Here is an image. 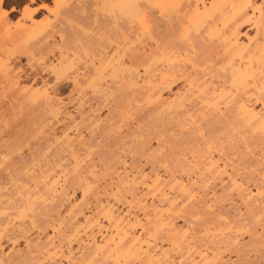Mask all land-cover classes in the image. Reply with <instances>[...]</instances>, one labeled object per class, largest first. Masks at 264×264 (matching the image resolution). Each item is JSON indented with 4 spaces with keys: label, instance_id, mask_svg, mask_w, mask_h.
Masks as SVG:
<instances>
[{
    "label": "bare ground",
    "instance_id": "obj_1",
    "mask_svg": "<svg viewBox=\"0 0 264 264\" xmlns=\"http://www.w3.org/2000/svg\"><path fill=\"white\" fill-rule=\"evenodd\" d=\"M3 1L4 0H0V13H1L0 15L4 17L7 11L2 7ZM106 1L107 0H103V4H102L103 7L107 5ZM155 3L159 15L157 17L153 16V14L149 10H147V8H145L143 5L138 3L136 0H130V1L128 0L122 6H118L119 0H115V3H111L109 5L110 10L111 9L115 10L116 8L119 9L121 7L119 11L121 15L125 17L123 20H125L126 22L120 24L117 18L113 19V24H112L114 28V31L112 30L113 36L111 37L112 39L110 38L111 40L108 38L110 40L109 41L110 44L112 45L111 51L109 52V54H107L104 57L100 56V58L98 59H95V57H93L92 71L90 72V74L86 79L78 80L76 76L70 73V68H71L70 62L60 58L58 64L54 66V68L52 69L56 73V78L53 81L54 83L52 84V86H50L49 83L44 82L42 84L34 83L35 87L33 90H31L32 89L31 87L29 90L21 86L20 89L18 88V92L21 91L19 94L23 95L22 93H24L23 99L27 107L30 108L33 106L35 108L36 104L37 105L38 103L40 104V106L38 105L37 108L35 109L33 108L31 111L29 108H28L29 111L26 108L28 113L32 112L31 114H34L35 112H38L39 114L41 113L40 116L48 115L49 118H53L56 121L60 120L59 118H61L59 122L62 121V123H60V125L62 124V126L58 133H55L52 127L49 130V132L45 131L47 132L45 139L47 141H51L53 144L55 143L56 145L55 151L57 154L55 152L54 153L56 154L55 158L57 160L55 159L54 161L53 158L52 159L53 162L51 164L52 166L49 165V167L47 168L45 167L46 169L43 168L45 170L41 169V171L43 170L42 173H39V175L36 177L38 178V181H40L41 183L39 189H37L38 187L37 188L33 187L32 189L30 187V189H28L25 185H23L21 188H23L22 190L24 191L23 192L21 191L22 192V194H20L21 197L20 198L18 197L20 200L19 199L16 200L18 201L17 203L16 202L12 203V201L10 202L9 200L10 197L9 195L12 193H10L9 195L7 194L9 192H7L8 190L6 191L7 187H5L6 185H4V182L2 181V177H1L2 175L0 176V253H1L0 264H19L17 263L18 261L21 264L20 260L23 261L22 264H135V263L136 264H183V263L209 264V260L212 261V259H214L212 261L214 262L215 260H217L218 258L217 256H220L219 253H222L223 250H221L219 247L221 244H223L225 248H228V246L233 247V245L235 246L238 244V242H236L237 238L231 241L232 240L231 237L230 238L231 240L227 239L225 240V242H223V240L225 239V237H223L224 239L221 240L223 243L219 242L220 243V244L218 243L219 246L217 244H214L217 245L218 248H215L212 251L210 250L211 252L209 251L210 252L209 253L207 250L211 248H207L206 245H200L199 241H197L199 243L196 242L195 244H193L194 241L192 239H194L196 236L194 238L191 236L188 227L176 226L174 222V216L176 215H174V213L179 212V210H181L182 208L184 210V207L189 203L192 205L191 202H193L194 204L193 207L194 206L198 207L197 209L200 210L201 212L203 211V209L214 210V208L212 207L213 205L212 200L214 199L215 201L216 197L214 198L213 196L216 195L214 190H210V188H208V185L211 186L212 184H215L217 180L222 185L223 189L221 190H223V192L225 191H227V193L228 191L234 192L239 202H241L243 205L246 204L245 206V208L247 207L246 211L249 212L248 213L249 216L252 215L251 217L254 220H256V222L259 221V219H255V218H260V217L261 219L263 218L262 216L264 215V205L262 204H264V202L262 201V199H260L262 197L263 191H261V189L259 188L261 186L259 185L258 190L257 189L255 190V188L257 187L255 186L254 188L255 191H252L250 190V188L249 189L248 187L246 188L245 187L246 185L243 184L244 181H243V177L240 176L241 174L239 175L238 173H236L239 172L240 170L239 171L234 170L235 166L234 167L230 166V169L233 168L234 172L232 171V169L231 172L227 170L228 168L226 164L224 163L222 164L221 159H219V157H221L222 155L218 157H217L218 153L214 155L215 152L213 150H216L217 152L218 150L222 149L221 145L223 144V143L221 145L217 144L216 143L217 141H215V144L213 143L214 144L213 145L212 141L216 140V138L214 140L210 139L211 144L213 146L209 143L210 142L208 140L209 137H206V139L209 142H205L204 144H201L199 147L204 145L201 148L195 147L197 148L196 150L200 149V152L198 151L199 153L198 154L195 151L196 156L199 155L197 156V160L195 159L196 156L193 155L194 158L192 159L193 161L194 160L196 161V165L195 162H192L194 163L193 167L191 166V163H189V161L186 162V160L182 161L181 164H179L180 161H178L179 160L178 159L177 160L178 162L176 161V163H178L179 165L176 164L175 167L174 164L173 169L168 171L167 173L164 170L166 174L163 175L160 174L159 172H153V173L150 172L151 173L150 174L148 171L147 173H149L150 175H147V173H145L146 171L145 172L140 171L142 169L134 170L132 172L128 170L126 167V163L124 164L122 162L123 159L122 158L121 162L119 161L120 163H123L122 167L120 166L121 164L120 165L119 163L116 164L117 161L114 160L115 164L118 165V167L120 166V168L111 167L112 171L109 170L110 172L107 173V175H109V177L108 176L106 177L107 180L103 179V177L105 176L101 178L99 176L100 174L96 170L95 164L87 162L88 160H90V158H87L88 157L87 155L85 157L86 150L87 152L91 153L93 152L91 151V149H93L94 146L89 144L90 150L85 148V146H88L87 142L89 141L88 140L86 141L87 138L85 139V136H83L82 132L79 131V128L82 124L88 125V126H84V128L85 127L87 128L89 126H90L89 128H91L92 126L99 123L102 119H100V116L95 115L97 113H95L94 115L92 113L88 114L89 111L87 109L85 110L87 112H84L83 110H81L82 109L81 106L79 107L81 109H78L77 110L78 112H75L77 113L76 116H74L71 113L65 112L66 110L64 108L65 105L63 101L60 98L56 97L54 95L55 93H52L50 91L51 90L50 87L51 88L54 87L53 85H58L61 82H68L71 84L72 88H74V90H76L77 92H80L81 90L85 89L88 92H90L92 96H96V98L99 97L102 99V97H104L108 93L111 95V92H109V88L112 85L109 83H112L113 84L112 87H114L115 85V87L112 89V92L115 90L119 91L118 93H121L122 91L123 92L127 91L128 93H125L124 94L125 96L126 94H130V97L131 96L134 97V95L136 96V98L139 96L138 97L139 99L141 97L140 100L139 99L137 100L139 101L144 100L146 102L147 107L146 105L144 107H146L147 109L143 108L145 109L144 112H146V110H151L150 114L156 112L160 114H166L168 115V117L169 115H175L177 116L176 119L177 118L181 119V116H183L185 119V117L187 116L186 118L189 120L186 119V121L190 122V123L188 122V124H191L192 121H190V119L194 115L196 116V114H198L199 111L202 110L203 113L202 112L199 113L200 114L199 119L200 118L205 119V117L208 114L211 116L210 117L208 115L209 118L207 116L206 117L207 120L205 119V121H203L207 123V125L211 123L210 121H212L211 125L213 123H217L214 121V119L215 120L222 119V122L228 120L227 124L231 125L230 124L232 119L231 117H233L238 124L232 119L236 123V124L233 123L232 125L240 126V128L238 126L236 127L239 128V130L237 129L239 133L242 134L241 132H244L246 130L248 131V133L246 131L245 132L247 134H250V136H248V140L250 139L249 140L250 144L247 143L246 141L247 139H245V136L244 139L242 138V142L244 141L243 142L244 144L247 143L248 146L250 145L249 147H251V145L253 144L252 145L253 147L254 144L260 142L259 140H257L260 138H261L260 139L261 143H263L262 139H264V113H263L264 112V0H260L259 2H255L254 0H156ZM162 15L164 16L162 17ZM244 28H246V30L243 31ZM39 29H38L39 30L38 34H40V31L43 33L45 30L43 27L42 28L40 27ZM143 40L147 41L146 45L141 44ZM119 43L121 44L120 46H122L121 49L119 48L118 45ZM136 43L137 45H135ZM35 46H37V44L34 45V47ZM68 72L70 74H68ZM3 79H4V83L8 87L22 85L19 83L16 76L12 75L9 72L4 71ZM109 80L111 82H109ZM107 84H109L110 86H107ZM116 85L118 86V88L116 87ZM115 88H117L118 90ZM15 92H17V89H15ZM196 99L197 100L199 99L198 100L199 103H197V105L200 104L199 106L200 108L194 105V103H196L194 102V100L197 101ZM12 106H14L13 103ZM78 106L79 104L77 103L76 107L78 108ZM148 106H150L151 109H149ZM91 108L92 107L90 106L89 110H92L93 112L94 109L95 112L96 108L93 109ZM204 110H206L207 113H205ZM33 111L35 112L33 113ZM147 112L149 113V111ZM156 113L153 115L151 114V117H153L154 115L157 116ZM166 115H160V117L159 116L158 117L163 118L161 116H164L166 118L167 117ZM142 117L144 123L147 118L148 119L151 118L146 116L147 118L144 119L145 117L143 115ZM106 118L109 117H107L106 115ZM169 118L168 119L166 118V121H169ZM155 119L159 120L156 117ZM172 119L173 120L175 119L174 116L172 117ZM172 119L170 122H173ZM176 119L174 122L177 121ZM208 119H210L209 122ZM143 120L139 124L140 126L142 125L141 129L139 130L140 126L136 127V130L138 128V131H141L142 135L145 130L149 131L150 128L148 127H151L152 125L150 124L151 122H149L150 125H148L147 127L146 126L147 122H146L144 124V126H146L145 129L143 126ZM163 120L165 119L164 118L161 119L162 122ZM179 121L180 120L177 121L176 126L177 124L179 126L181 123H183L184 126L188 125L186 124L187 122L184 123L185 120L183 122L178 123ZM199 121L201 123V120ZM199 121L198 120L195 121L194 119L193 122L198 123ZM157 122L159 121H155V123L152 121V123H154L155 125ZM162 122H159L157 124L160 125V123ZM136 123L138 124V122ZM108 125L109 124H107V126ZM173 125L174 123H172V126L171 125L170 126L173 128ZM182 126L181 127L179 126L181 130L183 128ZM204 126L205 125H203V127ZM111 127L112 126L110 125V127L108 126L107 128H111ZM196 127L198 126L196 125ZM199 127L201 132L205 129V128L204 129L202 128L203 130L201 129L202 127L201 124L199 125ZM161 128H163V125ZM194 128L191 127L187 129L188 130L191 129V134H192V129ZM209 128L212 129V126ZM100 129H102V127ZM104 129L102 131L100 130L101 131L100 136L104 134L102 133L105 131ZM107 130L109 131V129ZM107 130L105 132H107ZM161 130L163 131V129ZM134 131L135 130L129 131V133L132 132L131 134H129L130 138L132 136L133 139L137 137V140L141 138V135L140 137L138 135L135 137ZM167 131L165 129V133ZM193 131L196 133L195 129ZM184 133H186V131ZM236 133L237 132H235V134ZM97 134H99V131ZM146 134L148 135V133ZM159 134L161 135V132ZM192 136L193 135H191L190 137ZM199 136L197 135V137ZM144 138L147 139L148 136L145 135ZM202 138L203 137L199 138L200 141H202L201 140ZM160 139H162V137L159 138V140ZM252 139L253 142L254 139H256L257 140V141L255 140L256 143L255 142L253 143L251 141ZM137 140L135 141L133 140L134 144L135 142H137ZM140 140H138V144L136 143L135 145L142 146V144L139 143ZM159 140L158 142H160ZM186 140L188 141V138L183 140V142L184 141L186 142ZM141 141L143 143V140ZM200 141L195 143L199 144ZM203 142L204 141H202L201 143ZM162 143L166 145L164 141ZM218 143H220L219 140ZM144 144L146 145L145 142ZM93 145H98V143ZM128 145H132V144H128ZM141 146H139V148H141ZM162 146L163 145L157 147V149L158 148L160 149V147ZM235 147L237 148V146ZM259 147L261 146L259 145ZM243 148H245V146ZM256 149H258L257 146ZM82 150H84L85 152H82ZM126 150L128 151V149ZM245 150H247V148L244 149V151ZM225 151L223 150L222 153ZM160 152L162 153L163 150ZM186 152H188V150H186ZM192 152L193 151L191 149V153ZM237 152L238 151L236 150V153ZM248 152H249L248 159H250V157L253 158L252 152L255 151L251 152V156H250V150ZM82 153L84 154L82 155ZM145 153H148V151H146ZM225 153L223 154L222 157L225 156ZM260 153L263 154L264 152L262 153L261 151L259 152V154ZM60 154H66L67 158H65V156L63 157L62 155H61L62 157H60ZM96 154L98 155L99 152ZM103 154L101 156H104V158L106 159L105 157L106 155ZM219 154L221 153L219 152ZM95 155H93L92 157H96ZM112 155H114V153ZM239 155L240 154L238 152V156ZM144 156H146V154H144ZM193 156L191 155L190 157ZM231 156H233L232 153ZM246 156L247 155L245 154L244 157ZM58 157L60 158L58 159ZM156 157H158L159 160L160 156H155L154 159H156ZM242 157L241 158L238 157L239 160H241L240 162L244 161V157L243 160ZM0 158L4 159L5 157H3L1 154ZM163 158H161L162 161ZM227 158H229V156ZM227 158L225 159L227 160ZM65 159L66 160L68 159V161L66 162L68 165L64 164V162L66 161ZM233 159H235V157ZM248 159H246L244 163ZM253 159L248 160L247 162L248 163L249 161L252 162ZM262 160H264V156H261V159L258 158L256 161L254 159L255 162L258 161L260 163ZM24 161H22V163H24ZM219 161H221V163H219ZM233 161L235 162V160ZM166 162L165 165L167 164ZM229 162L232 163L231 159ZM253 162L251 164L247 163L248 166L247 164L245 165L241 163L242 166H244L243 168L241 167V169L242 170L247 169L245 167L247 166L249 168L250 165L253 167V165L255 164V162L254 163ZM111 163H113V160L111 161ZM111 163L109 164L111 165ZM173 163H175V161ZM239 164H237V166ZM262 164H264V162ZM196 166L198 168H196ZM186 167L188 169L189 167H191L192 169L196 168V172L199 173V177H200L199 180L193 179L195 175L193 178H189L190 175ZM239 167H237V170ZM174 168H176L177 170ZM184 168H186L187 170ZM107 170L105 169V171ZM185 170L187 172L186 175L188 174L187 177L189 178V180L188 178L187 180L184 179L186 175L183 177V173L185 174ZM182 171L184 172L180 174ZM194 171L195 170H193L191 174H194ZM261 171H263V169ZM261 171L258 172L259 174L262 173L261 176L263 177H261L259 174L258 175L260 178L263 179L264 175L263 172ZM176 172L177 173L180 172L179 173L180 175L176 174ZM196 179L198 178L196 177ZM210 182L212 184H209ZM69 183L71 185L72 184L74 185V183H76V185L79 186L80 184L82 185L83 188L82 196L80 195L81 198L79 197L80 198L79 200L69 201L70 199L69 197L71 193L69 195L66 189ZM9 184L7 185L8 187H10ZM36 184H38V182ZM71 188L72 187H70V189ZM200 192L202 193V195H200ZM88 193L92 195L91 197L93 199L91 200H93L94 206H93V210L90 211L89 209L90 212L86 214L84 212L85 210L83 206L86 203L85 197ZM217 193H219V191ZM225 195L224 197H226ZM259 195H260L259 199L261 200L260 203L259 201L256 202L258 198H256V200L254 199L257 196L259 197ZM10 199L12 200V197ZM229 199H231V197ZM63 200H65L64 202L68 200V203L66 202L67 206H65L66 208L64 209L65 211L61 212L63 215L62 214L59 215L60 212L58 214L56 211L55 213L57 214L56 215L54 214V216H52L51 212H53V209L55 208L54 210H57L58 208V205L55 207L56 203L58 201L63 202ZM81 201H83L84 203H81ZM63 203L59 205V207L60 206L62 207ZM191 205H188L189 208H191ZM119 206L120 208L123 207L124 211H122L119 208ZM186 207L184 211H186L187 209ZM199 207L202 210L199 209ZM85 208L87 207L85 206ZM59 209L60 208H58V210ZM196 210L194 211L197 215L198 210L197 212ZM34 211H36V214L39 213L38 214L39 216L40 215H43V217L44 215L46 216V218L42 217L43 219H45V222H42V225H45L46 223V226L48 225V227L46 228H50L48 229L50 231L46 233L44 232L46 229L45 226H44L45 229L44 228L41 229L39 227V230L41 229L40 233L41 234L46 233V234L40 236L41 234L39 235L36 233L37 235H35L36 236L35 239L27 240L26 239L27 236L26 237L24 236L26 233H27L26 235H28V233L30 234L29 228L31 227V229L34 230L35 229L34 227H36V225L38 224V223L36 224L35 222ZM190 211H193V208ZM204 211L203 214L206 213ZM220 211L216 210L212 212L219 213ZM212 212H209V215H212L211 214ZM222 212L223 211H221L218 215L216 213L217 216H215V218L212 216L214 218L213 220L216 223L218 222L217 224L220 223L222 225L221 227L224 226L222 222L223 223L225 222L226 224L224 223L225 227L223 229L226 228L227 231L229 229L230 231V232L228 231L229 233H231L230 229L233 230L236 229L235 230L236 232L239 230L241 231L240 228H242V225H245L243 224L244 222L243 223L241 222L242 224H239L240 222H238L236 219H235L236 222L232 219L233 221L230 220V222L228 221L227 223L226 218H225L226 221H224L222 218H224L223 215L225 213L228 214L227 213L228 211L225 210L224 213ZM42 218H40V221L43 220ZM38 221L39 220H37V222ZM204 222L205 224L206 223L210 224L208 221L207 222L204 221ZM219 226L217 225V227ZM26 227L29 230H27ZM243 227H244L243 229H245V226ZM36 230H38L37 227ZM240 231L237 232V235L238 233L239 234L241 233ZM160 232H163L162 233L163 235L164 233L166 234L165 238L166 237L167 238L165 241L169 242V247L171 248V250L173 249L174 250V251L172 250L173 252L175 251L177 252L178 250L176 257H173L170 254L172 252L171 250L170 252L168 249L167 250L165 249L166 247L163 248L161 244L157 243L158 241L157 234H161ZM16 233H19L20 236L23 237L21 238L18 236L19 238L25 239V241L24 240L23 241L25 242L24 245L26 248H25V252L23 253L21 252L22 254L20 253V251H18L19 248H16L18 246H16L15 248L10 247L17 244L16 243L17 236H13V234ZM229 233H228V238H229ZM231 234H233V232ZM257 234H254V236L256 237L253 238L252 236L250 237V239L255 241L256 244H257L256 241L258 240L260 241L261 236L263 237V235H261L263 233H259L260 236L259 234L258 235ZM235 235L236 233L233 235L234 236L233 238H235ZM4 241L11 244L9 246V248L11 249L8 248L7 250L6 248L7 251L4 250L3 248ZM234 242H236L237 244L236 243L234 244ZM74 244L78 245L77 247L79 250L77 251L76 249L77 252L73 248ZM261 244L264 245L263 242L260 243V245ZM203 246L206 248H204ZM221 247L224 248L223 246ZM246 247L247 246H245V248ZM244 249L242 250L245 253L243 252L242 253L245 255L247 254L248 251L246 252V250L244 251ZM237 259H238V255H237ZM221 260L222 258L211 264H216L217 262H218L217 264H225L227 262L226 260H225L226 262H223L224 259L223 261ZM243 264H245V262H243Z\"/></svg>",
    "mask_w": 264,
    "mask_h": 264
},
{
    "label": "rangeland",
    "instance_id": "obj_2",
    "mask_svg": "<svg viewBox=\"0 0 264 264\" xmlns=\"http://www.w3.org/2000/svg\"><path fill=\"white\" fill-rule=\"evenodd\" d=\"M127 1L128 0H119L118 6L124 5V3L127 2ZM136 1L138 3H140L141 5H143L145 8H147V10H149L153 14V16H155V17L159 16L158 15L157 6H156V3H155L156 0H136ZM254 1L255 2H259L260 0H254ZM106 3H107V5L105 7H103V5H102L103 4V0H4L3 1L2 7L7 12H6V15L4 17L2 15H0V152H1L0 155L2 154V156L5 157V158L4 159L0 158V176L2 175L1 176L2 177V181L4 182V185H6L5 187H7L6 191L8 190L7 192H9L7 194L9 195L10 193H12V194L9 195L10 197L7 195L9 197L10 202L12 201V203H14V202L17 203L18 202L16 200H18L21 197L20 194H22V192L24 191V190H22L23 188H21L23 185H25L28 189H30V187H31V189L33 187H35V188L38 187L37 189H39L41 183H40V181H38V178H36V177L39 175V173H42L43 170H45L47 167H49V165L52 164V162H53L52 159L53 158H54V161H55V159H56L55 157H56V154H57L56 151H55V149H56L55 148L56 147L55 143L53 144L51 141H47L45 139L46 138V134H47V132H49L51 127H52V129H54L55 133H58L59 130L61 129V126H62V124L60 125V123H62V121L59 122L61 120V118H59L60 120L56 121L53 118H49L48 115L40 116L41 113L39 114L38 112H35V111H33V113L35 112L36 114L35 113L31 114L32 112L28 113L29 109L31 111L34 107L32 106V107L29 108V107H27L25 105V101L23 99L24 93H22L23 95L19 94L21 91L18 92V88L20 89V86H21V87H23V88L25 87L27 90H29L30 87H31L32 88L31 90H33L34 87H35L34 83L42 84L44 82H47V83H49L50 86H52V84L54 83L53 81L56 78V73L52 69L54 68V66H56L58 64L60 58L65 60V61L67 60L68 62H70V64H71L70 73L72 75L76 76V78L78 80L86 79L88 77V75L90 74V72L92 71L93 57H95V59H98V58H100V56H102V57L106 56L111 51V46L112 45L110 44L109 41L112 39L111 37L113 36V31H114V28H113V25H112L113 24V19L117 18V20H118V22L120 24H123L124 22H126L125 20H123L125 17H123V15H121V13L119 11V9H121V7L119 9L116 8L115 10L111 9L112 11L109 9V5L111 3H115V0H107ZM8 9H10V10L12 9V10L8 11ZM164 15H167V14H164ZM164 15H162V17ZM40 27L41 28L43 27L45 29L43 33L40 31L41 35L38 34V32L40 30L39 29ZM244 30H246V28H244L243 31ZM108 38L109 39L111 38V39L109 40ZM36 44H37V46H35L36 47L35 48L34 45H36ZM141 44L142 45H146L147 41L143 40ZM118 45H119V48L121 49V47H122V46H120L121 44L119 43ZM135 45H137V43ZM32 46H33V48H32ZM62 57H64V58H62ZM4 71L5 72H9L12 75L16 76V78L18 79L19 83L22 84V85L14 86V87H8L4 83V79H3ZM70 73L68 72V74H70ZM109 82H111V81L109 80ZM109 84H111L113 86L112 83H109ZM109 84H107V86H110ZM53 86L54 87H52V88L50 87V89H51L50 91L52 93H55L54 95L56 97L60 98L63 101V103L65 105L64 108L66 110L65 112L71 113L74 116H76L77 113H75V112H78L77 110L82 108L81 110H83L84 112H87V111H85L87 109L89 111L88 114L92 113L94 115L95 113H97L98 115L97 114H95V115L96 116H100V119H102L99 123H97L96 125L92 126L91 128H89L90 126L87 127V128L86 127L84 128V126H88L87 124L86 125L82 124L80 126V128H79V131L82 132L83 136H85V139L87 138L86 141L87 140L89 141V142H87L88 146H85V148L90 150V145L96 147V148L93 147L94 150L91 149V151H93L91 153L87 152L86 149H85L86 152L84 150H82V152H85V157L87 155L88 156L87 158H90V160L92 161L91 162L90 160H88L87 162L95 164L96 170L100 174L99 176L101 178L103 176H105V177H103V179L107 180L106 177L107 176L109 177V175H107V173L110 172L109 170L112 171V168H114V167L117 168L118 165H116V164H118V163H119V165L121 164L120 165L121 167H122L123 163L124 164L126 163L127 169L130 170L131 172L134 171V170L142 169L140 171H142V172L146 171L145 173H147L148 171H149V173L150 172L151 173L159 172L160 174H163V175L166 174L168 171L172 170L173 167H174V164H175V167H176V164L179 165L184 160H186V162L189 161V163H191V166L193 167L194 163H192V162H195V165H196V161L195 160L193 161V159H192V158H194L193 155L196 156L195 151H196V153H198V151L200 152V149L199 150H196V149L201 144H204L205 142H209L210 139L214 140L216 138V140L212 141V144L213 143L215 144V141H217L216 142L217 144H220V145L222 143L223 144L221 145L222 149L218 150L221 154H219L218 151L216 152V150H213L215 152V153L213 152L214 155H216V153H218L217 157L221 156V155L223 156V154L226 152L224 157H222V156L219 157V159H221V161H222V164L223 163L226 164V166L228 168L227 170L230 171V172H231V169L233 171V168L230 169V166H232V167L235 166L234 170H236V171L240 170L239 172H236V171L235 172L238 173L239 175L241 174L240 176L243 177V181H244L243 184L246 185L245 186L246 188L248 187V189L250 188V190L255 191L256 189L258 190V187L260 185L261 187H259V188L261 189V191H263L262 192V197L260 198V195H259V197L257 196L254 199L256 200V198H258V199L260 198L264 202V197H263L264 196L263 195V193H264V190H263L264 189V178L262 179V178L259 177V175L260 176L262 175L261 172H263V175H264V164H262L264 162V160H262L261 163L258 162L260 160L257 161L258 163L255 162L258 158L261 159V156H264V153H263L264 152V145H263L264 144V139H262L263 143H261V140H260L261 138L257 139V140L260 141V142H258L259 144L256 143L255 142L256 139H254V142L257 145L254 144V146H253L254 148L252 147L253 144L251 145V147H249L250 145L248 146L247 143H249L250 139L248 140V136H250V134H247L248 131H246V130L245 131L247 133L245 131L241 132V130H240V132L242 133V134H240L239 131H238L240 126L237 125L239 128H236L237 127L236 125H232L233 123L234 124L237 123L233 117H231V118L236 123L231 118H229V119H231V122H230V124L232 125L231 126V125L227 124V121H228L227 119H226L227 121H223L224 123L222 122V119L221 120L220 119H216L217 121L214 119V121L217 122V123H213L211 125V123H212V121H210L211 118L208 119V122L210 121L211 123L207 125V123H205L203 121H205V119L207 120L206 117L209 114L208 115L206 114L207 116L205 117V119L204 118H200L199 119V117H200L199 113H201L203 110L199 111L198 114L194 113V114H196L197 117L194 115L195 117L193 116L194 118L192 117L193 119L192 118L190 119V121H192L191 124H188L189 121H186V119H187L186 117L187 116L185 117V119H184L183 116H181V119H178V118L176 119L177 116L169 115V117L171 119L174 116V118L177 121L180 120L178 123L183 122L184 120H185L184 123L187 122L186 124H188L189 126L186 125V124H185L186 126H184L183 123H181L183 126L181 124L179 125L180 127L181 126L183 127L182 130H181V128L178 126V124L176 126L177 121L174 122L175 119L174 120L172 119L173 122H170L171 119L166 114H160V113H156L155 112L157 116L154 115L153 116L154 118L151 117V114L153 115L155 113H151L150 114L151 110H146V112L149 111V113L148 112L147 113L144 112L145 109H143V108H146L147 105H146V102L144 100L139 101L141 99V97H140V99L138 98L139 96L136 98L135 95H134V97H132V96L130 97V94H126V96H125L124 94L128 93L127 91H124V92L122 91L123 93L122 92L118 93L119 91L115 90V89L118 88L117 85H116L117 88H115L114 89L115 91H113L114 93L112 92V89L115 87V85H114V87L111 86L112 88L111 87L109 88V92H111V95L108 93L107 95L102 97V99L99 98V97L96 98V96H92V94H90V92H88L85 89L81 90L80 92H77L76 90H74V88H72L71 84L68 83V82H61L60 84L53 85ZM15 89H17V92H15ZM115 94H117V95H115ZM119 94H121V95H119ZM125 99L128 100V101H126ZM137 99H139V100H137ZM198 100L197 101L194 100V102H196V103H194V105H196V107L200 106V104L197 105V103H199ZM76 101L79 104L78 108L76 107V105H77ZM11 102L14 104V106H12ZM8 103H9V105H8ZM10 103H11V105H10ZM4 104H5L6 107L4 106ZM38 105L40 106L39 103H38ZM38 105L36 104L35 108H37ZM145 105H146V107H144ZM80 106H81V108H79ZM90 106L92 107L91 109L96 108L95 112H94V109H93L94 113L92 112V110H89ZM87 107H89V108H87ZM148 107H149V109H151L150 106H148ZM26 108L27 109L29 108L28 111H27ZM97 109H98V111H97ZM142 109H143V111H142ZM40 110H42V109H40ZM204 112L207 113L206 110H204ZM146 114H148V115H146ZM106 115L109 118H106ZM139 115H141V116H139ZM142 115L145 117L144 119H146L147 117H151V118H149L150 120L148 118H147L148 120L147 119L145 120V123L147 122V125H146L147 127L150 124L153 125L155 123V121L162 122L161 119H163V118L165 120H163V122L160 123V125L157 124V123H159V122H157L156 123L157 128H156L155 124H154L155 126L151 125V127H148V128H150V130L152 128V130L150 131L149 129H147L150 132L145 130L143 132V135H142L141 131H138V128L136 130V127H139L140 126L139 125L140 122L143 120L142 119L143 118ZM160 115H166L167 116L166 118L167 119L169 118V121H166V118L164 116H161L163 118H159ZM96 116H94V117H96ZM209 116H208V118H209ZM155 117L157 119H159V120H156ZM179 118H180V116H179ZM105 119H106L107 122L105 121ZM194 119H195V121L201 120V123H200V121L198 123L197 122L194 123L193 122ZM138 120H140V121H138ZM151 120L154 123H152ZM187 120H189V119H187ZM19 122H21V123H19ZM136 122H138V124ZM149 122H151V123L149 124ZM63 123H65V122H63ZM145 123H144V120H143V126H144ZM172 123H174L173 128L171 127ZM199 123L202 126L201 129L205 128L204 129L205 131L202 129L204 132L203 131L201 132L200 127H199V125H200ZM107 124H109L108 125L109 127H110V125L112 127L111 128H107L108 127ZM195 124L198 127H196ZM103 125H105V126H103ZM162 125H163V128H161ZM191 125H193V126H191ZM203 125H205V126L203 127ZM141 126H140L139 130L141 129ZM146 126H144L145 129H146ZM165 126H166V128H165ZM168 126H169V128H168ZM194 126H195V128H194ZM206 126H208V127H206ZM211 126H212V129L209 128ZM213 126H214V128H213ZM101 127H102V129H100ZM191 127H193L195 129L196 133L193 131L194 129H192V134H191V129L190 130L187 129V128H191ZM82 128H84V129H82ZM228 128H229V130H228ZM103 129L105 131L107 129H109V131L107 130V132H105V131L102 132L104 134L100 136V132ZM158 129H160V130H158ZM161 129H163V131ZM165 129H166V131L168 130L170 132L167 131L165 133ZM233 129H235V130H233ZM131 130H135L134 131L135 137L137 135L140 137V135H141V138L138 137L139 138L138 140H140V139L143 140V143H142L141 140L139 142L140 144H142V146L141 145H135L136 143L138 144L137 137L136 138L134 137L135 139H133V136L130 138L129 134H131L132 132L129 133V131H131ZM187 130L189 131V133H188ZM242 130H244V129H242ZM45 131H47V132H45ZM98 131H99V134H97ZM185 131H186L187 134L184 133ZM155 132H157V133L161 132V135L159 133L157 135V133H155ZM235 132H237L238 134L237 133L235 134ZM146 133H148V135ZM153 133H155V134H153ZM244 133L247 134V135H245ZM195 134H197L198 136L200 135V136L197 137V135H195ZM145 135L148 136L149 139L148 138L147 139L144 138ZM162 135H164V136H162ZM178 135H180V136H178ZM191 135H193V136L190 137ZM154 136H155V138H154ZM194 136H196V137H194ZM239 136H240V138H239ZM244 136H245V139H247L246 140L247 141L246 144L243 143L244 141L242 142V138L244 139ZM161 137H162V139L159 140V138H161ZM201 137H203L201 139L202 141H204L203 143H201L202 141H200V139H199ZM206 137H209L208 138L209 141L206 139ZM210 137H212V138H210ZM163 138H164V140H163ZM167 138H168V140H167ZM174 138H176V139H174ZM187 138H188L189 142L187 140H186V142L185 141L183 142V140H185ZM194 138H195V140H194ZM249 138H251V137H249ZM130 139L131 140L133 139L134 141L137 140V142H135V144H134V141L133 140L131 141ZM196 139H197V141H196ZM146 140L147 141L149 140L148 144H147ZM158 140L161 143L158 142ZM169 140H172V141H169ZM173 140H175V141H173ZM218 140H219L220 143H218ZM163 141L165 142L166 145H164V143H162ZM199 141H200L199 144L195 143V142H199ZM251 141L253 142V139ZM96 142L98 143V145H93V144H97ZM144 142L146 143L147 146L144 144ZM209 143L211 144V141ZM128 144H132V145H128ZM231 144H232V147H231ZM161 145H163L162 147H160L161 150L159 148H158L159 149L158 150L157 147H159ZM259 145L261 147H259ZM139 146H141V148H139ZM143 146H145V147H143ZM168 146H169V149H168ZM203 146L204 145H202L201 147H203ZM224 146H226L227 148L224 147ZM235 146H237V148ZM244 146H245V148H243ZM256 146H257L258 149H256ZM142 147L145 148V149H143ZM147 147H148V149H147ZM193 147H194V149H193ZM195 147H197V148H195ZM201 147H199V148H201ZM137 148L140 150V152H139V150ZM183 148H186V149H183ZM224 148L226 149V151H225ZM246 148H247V150L244 151V149H246ZM106 149H108V150H106ZM126 149H128V151ZM141 149H143V150H141ZM191 149L193 151L192 153H191ZM162 150H163V152L161 153L160 151H162ZM186 150H188V152H186ZM221 150L222 151L224 150L225 152L222 153ZM231 150L234 151V152H232ZM236 150L239 152V154H240L239 156H238V152L236 153ZM249 150H250V156H251V152L255 151V152H252L253 153L252 157L255 159V161L250 156H249L250 159H248V155H249L248 151ZM94 151H95V153H94ZM112 151H113L114 155H112L113 154ZM134 151H136L137 153L134 152ZM146 151H148V153L149 152L150 153L149 154L145 153ZM261 151H262L263 154H261V153L259 154V152H261ZM98 152H99L100 156H99V154L98 155L96 154ZM101 152H103L104 154L101 153ZM142 152H143V155H142ZM228 152L229 153L231 152L232 155L235 157V159H233L234 157L231 156V153L229 154ZM88 153H89V155H88ZM174 153L177 154V155H175ZM184 153L186 154V157H185ZM83 154L84 153H82V155ZM102 154L106 155L105 156L106 159L104 158V156H101ZM144 154H146V156H144ZM147 154H148V157H147ZM245 154L247 155L246 157H244ZM53 155H54V157H53ZM61 155L63 157L65 156V158H67L66 154H60V157H62ZM93 155H95L96 157H92ZM191 155L193 157H190ZM235 155H237V156H235ZM241 155L244 157V161L246 159H248V160L253 159L252 162L254 161L255 162L254 165H257V166L253 165V167H252L250 165V167L248 168L247 167L248 164H251L252 162L249 161V163H248L247 162L248 160L246 161L248 164L246 162L244 163V161L240 162L241 160H239V158L242 157ZM155 156H160L161 158H163L164 156L165 157L163 158V161H162V159L160 157H159V160H158V157H156L157 160L154 159ZM170 156H171V158H170ZM181 156L183 158L184 157L185 158L183 159ZM197 156H199V155H197ZM197 156L195 158L196 160H197ZM228 156H229V158H227ZM60 157H58V159ZM101 157H103V158H101ZM230 157H232V158H230ZM243 157H242V160H243ZM99 158H100V160H99ZM107 158H109L110 160L107 159ZM111 158H113V159H111ZM225 158H227V160ZM92 159H94L95 161L92 160ZM121 159H122L123 163H120ZM153 159H154V161H153ZM230 159H231L232 163L229 162ZM21 160L24 161V163H22ZM26 160H27V163H26ZM84 160H87V159H84ZM105 160H106V162H105ZM112 160H113V163H111ZM114 160L117 161L116 164H115ZM173 160L175 161V163H173L174 162ZM177 160L180 161L179 164L176 163ZM233 160H235V162ZM236 160H237V163H236ZM29 161H30V163H29ZM67 161H68V159L64 162L65 165L67 164L66 163ZM164 161L165 162L167 161L166 163L168 165L167 164L165 165ZM221 161H219V163H221ZM16 162H17V164H16ZM48 162H50V163H48ZM97 162H98V164H97ZM108 162L111 163V165ZM158 162H160V163H158ZM233 162H234V164H233ZM239 162H240V164H239ZM102 163H103V165H102ZM241 163L245 164V165L247 164V166L245 167L247 169H243L242 170L241 167L243 168L244 166H242ZM106 164H108L109 166L106 165ZM228 164H229V166H228ZM237 164H239V165L237 166ZM21 165H22V167H21ZM136 165H137V167H136ZM120 166L118 168H120ZM237 167H239L238 170H237ZM43 168H45V169H43ZM102 168L103 169L105 168L106 170L108 168L109 169L107 171H105V169H104V171H103ZM186 168H184V169H186ZM190 168L191 167H189V169L187 168L188 170L186 169L188 171L189 175H190L189 178H193L194 175H195V177L193 179L199 180V178H200L199 177V173L196 172V168H198V167L196 166V168H193V169L191 168L192 170ZM257 168H258V170H257ZM41 169H43V170L41 171ZM174 169H176V168H174ZM250 169H251V171H250ZM260 169L261 170L263 169V171H261ZM150 170H152V171H150ZM153 170H155V171H153ZM164 170L166 171V173H165ZM186 170H185V174L183 173L184 171H182L181 173L180 172H178V173L176 172V174H179V173L182 174L183 173V177H184L186 175V173H187ZM193 170H195L194 174H191ZM100 171L103 173V175H102V173ZM258 171H261L260 172L261 174H259ZM149 173H147V175L151 174V173L150 174ZM256 174H257V176H256ZM187 175L184 177V179H186V180L188 178ZM196 177L198 179H196ZM261 177H263V176H261ZM189 178H188V180H189ZM5 181H7V182H5ZM36 181L38 182V184H36L37 183ZM8 184H9L10 187L7 186ZM209 184H212V183L210 182ZM215 184H212L213 186L212 185L211 186L208 185V188H210V190H214L215 191V195H216V196H213L214 198L216 197L215 201L212 198L213 199L212 200V204H213L212 207L214 208V210L213 209H210V210L203 209V211L206 210V211H204L206 213L203 214V211L201 212L200 210L197 209L198 207L194 206L195 207V209H194L193 202H191L192 205L190 203L188 204V202H187L188 205H191V208H189V206L186 205L187 206V207L185 206L187 208L186 211H184L185 210V207H184V210H183V208L181 209L182 212H181V210H179V212L174 213V215H176V216L173 215L174 216V222H175L176 226H186V227H188L191 236L193 238L196 236L194 239H192L194 241L193 244H195L197 241H199L200 243L199 242H197V243H199L200 245H206L207 248H211V249L207 250L208 252L210 250L212 251L215 248H218V246H219L218 243L222 242L221 240L224 239L223 237H225L223 242H225V240H227V239H230L231 237H232L231 238L232 240L230 239L231 241H233V239L235 240L237 238L236 242H238L239 245L236 242H234V244L235 243L237 244V245H235L236 247L233 245V247L232 246L231 247L228 246V248H225L223 244H221L219 246L220 249L223 250V251H222V253H219L220 256H217V257L218 258L219 257L222 258L221 261H223V259H224L223 262L227 261L226 262L227 264H243V262H245V264H264V247H263L264 245L263 244L260 245V243H262V242L264 243V215L263 216L261 215L263 217L262 219H261V217L260 218H255V219H259V221L256 222V220H254L251 217L252 215L249 216V214H248L249 212L246 211V209H247V207L245 208L246 204L243 205L241 202H239V200L236 197L234 192H230V191H228V193H227V191L223 192V190H221V189H223V187H222V185L220 184V182L218 180L216 181ZM67 186L69 187V189H68V187H66V189L68 191V194L70 195V193H71V195L69 197L70 198L69 201L70 200L71 201L72 200H79L81 198V196H82V189H83L82 185L80 184V186H81L80 187L79 185H76V183H74V185L73 184L71 185L69 183V185H67ZM78 186H79V188H78ZM255 186H257V187L255 188ZM70 187H72L73 189L72 188L70 189ZM254 188H255V190H254ZM218 191H219V193H217ZM17 192H18V194H17ZM231 193H234V194H231ZM15 194H16V196H15ZM88 194L85 197L86 198L85 202L87 204L86 203H85V205L83 204L84 205L83 208L85 210L84 212L86 214L89 213L91 210H93V206H94L93 205L94 204L93 200H91V199H93L91 197L92 195L89 194L90 195L89 196ZM223 194L224 195L226 194L225 195L226 197H224ZM200 195H202L201 192H200ZM11 197H12V200L10 199ZM217 197H218V199H217ZM230 197H231V199H229ZM258 199L256 200V202L259 201V203H260L261 200L260 199L258 200ZM64 201L65 200H63V202ZM228 201H230V202H228ZM60 202L58 201L57 203H59V204L56 203V205H55V207L58 205V208H60V209L58 210V208H57V210H54L55 209L54 208L53 212H51L52 216H54V214L56 215L57 213L59 214V212H60L59 215H61L62 214L61 212L65 211L64 209L66 208L65 206H67L66 202L68 203V200L66 202H64V203L61 202V204L63 203L62 207L61 206L59 207V205H61ZM81 203H84V202L81 201ZM262 205H264V204H262ZM85 206L87 208H85ZM231 207H232L233 211H232ZM119 208H120V206H119ZM192 208H193V211H190ZM227 208H229V209H227ZM89 209H90V211H89ZM120 209L122 211H124L123 207H121ZM196 209L198 210L199 213L197 212ZM199 209H201V208L199 207ZM194 210H196L197 215H196ZM216 210H218V211L221 210V211H223L222 213H224L225 210L228 211L227 213L229 215L226 214V213L223 215L221 213L223 215V217H224L222 219L224 221L227 220V223H228V221L230 222V220H232V219L234 221L236 219L238 222H240L239 224H242L244 222L243 224H245V225H242V228H240L241 231L239 230L241 232L240 234L238 233L239 236L237 235V232H239V231L236 232L235 231L236 229L235 230L230 229L231 233L233 232V234L229 233L230 232L229 229H228L229 232L227 231L226 228L223 229L225 227V224H226L225 222H224L225 224L222 222V224L224 226L221 227L222 225L220 223H219L220 224V226H219V224H217L218 222L216 223L213 220L215 218V216H217L221 212V211L219 213L218 212H215V213L212 212V211H216ZM56 211H57V213H55ZM187 212L190 213L191 215L188 214ZM209 212H212L211 213L212 215H209ZM37 213H38V211H37ZM216 213H217V215H216ZM38 214H36V211H34V215H35L34 218H35L36 224L38 223L36 225L38 230H36V227H34L35 228L34 230H32L31 227L29 228L30 230L26 227V229L29 230V232H30V234L28 233V235H26L27 234L26 233L25 236H24V237H26V236L28 237V238L26 237L27 240L35 239V237H36L35 235H37V234L40 235L41 234L40 230L42 228H44V226H45V228L48 227V225L46 226V223H45V225H42V222H45V219H43V218L44 217L46 218V216L44 215V217H43V215L39 216ZM248 216H249V218H248ZM205 217H207V218H205ZM40 218H42L44 221L43 220L40 221ZM192 218H195V219H192ZM225 218H226V220H225ZM208 219L210 221L213 220L214 222L213 221L210 222ZM37 220H39V221L37 222ZM204 221H206V222L208 221L211 225L207 224V223L205 224ZM252 221H254L255 223L252 222ZM182 222H183V224H182ZM187 222H190V223H187ZM38 225H40V226H38ZM41 225H42V227H41ZM206 225H207V227H206ZM217 225L219 227H217ZM243 226H245L246 230L243 229L244 228ZM260 226H262L263 228L260 227ZM39 227L41 228L40 230H39ZM46 229H45V231L44 230L43 231L46 232V233L50 231V230H48L50 228H46ZM43 231H42V233H43ZM195 231H196V233H195ZM258 232L259 233H263V234H261V235H263V237L261 236L260 241L258 240L260 243L258 241H256L257 242V244H256L255 241L250 239V237L251 236H252V238L256 237V236H254V234H257ZM46 233H44V234H46ZM160 233L162 234L163 232H160ZM228 233H229V238H228ZM235 233H236L235 238H233L234 237L233 235ZM44 234H41L40 236H42ZM161 234H157V240H158L157 243L161 244L163 248L166 247L165 249L166 250L168 249L170 251L171 248L169 247V242L165 241L166 238H167V237L165 238L166 234L165 233H164V235L163 234L161 235ZM158 235H159V237H158ZM13 236H17V242H16L17 244H15L14 246H10L11 244H9L8 242L4 241V244L6 243L5 245L3 244L4 250L7 251L9 246L11 248L12 247L15 248L16 246H18L16 248H19V250L18 249L17 250L20 251V253L21 252L22 253L25 252V248H26L25 245H24L25 244V242H24L25 239H21L23 237L20 236L19 233L13 234ZM18 236L21 237V238H19ZM259 236H260V234H259ZM199 239H202V240H199ZM159 240H160V242H159ZM201 243H203V244H201ZM214 244H217L218 246L214 245ZM77 246L78 245H75V244L73 246L75 251H76V249H77V251L79 250ZM211 246H213V247H211ZM221 246H223L225 248V250ZM242 246L244 248H245V246H247V247L244 249ZM203 247H200V248H203ZM6 248H7V250H6ZM11 248H9V249H11ZM204 248H206V247H204ZM240 249L241 250L244 249V251L246 250V252L248 251L247 254L244 255L243 253H245V252H243V250L241 251ZM217 250H219V249H217ZM172 252L170 254L173 257H176L177 256L176 254L178 253V250H177V252L175 251L176 253L175 252L172 253ZM238 252H240V253H238ZM14 255H16V254H14ZM237 255H238V259H237ZM0 256H1V253H0ZM218 258L215 261L220 260V258L219 259ZM213 260L214 259H212V261ZM20 261H21V264H22L23 261L22 260H20ZM212 261L209 260V264L215 262V261L214 262H212ZM17 263L20 264L19 261Z\"/></svg>",
    "mask_w": 264,
    "mask_h": 264
},
{
    "label": "crops",
    "instance_id": "obj_3",
    "mask_svg": "<svg viewBox=\"0 0 264 264\" xmlns=\"http://www.w3.org/2000/svg\"><path fill=\"white\" fill-rule=\"evenodd\" d=\"M8 11H10V9H8Z\"/></svg>",
    "mask_w": 264,
    "mask_h": 264
}]
</instances>
